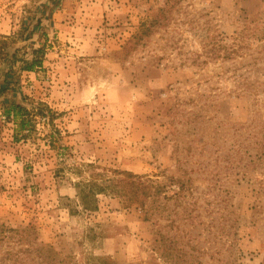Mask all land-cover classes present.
<instances>
[{
    "label": "rangeland",
    "instance_id": "rangeland-1",
    "mask_svg": "<svg viewBox=\"0 0 264 264\" xmlns=\"http://www.w3.org/2000/svg\"><path fill=\"white\" fill-rule=\"evenodd\" d=\"M106 256L264 264V0H0V264Z\"/></svg>",
    "mask_w": 264,
    "mask_h": 264
},
{
    "label": "trees",
    "instance_id": "trees-1",
    "mask_svg": "<svg viewBox=\"0 0 264 264\" xmlns=\"http://www.w3.org/2000/svg\"><path fill=\"white\" fill-rule=\"evenodd\" d=\"M33 61H25L24 68L32 69ZM12 110L16 117L18 118L17 126L19 130L27 127L31 124V117L33 113H30L29 109H26L21 104L12 105ZM36 112H43L42 107H36ZM117 173H122L123 176H113L109 179H102L101 181L91 178L86 182L77 183L78 187V198L79 205L84 210H93L98 207L97 205V194L105 193L110 191L111 193H116L118 195H123L124 197L135 200L138 204L145 207V200L147 198H152L159 192L160 188L158 185L153 183L150 178H143L139 174L132 173L130 171H116ZM152 213V206H149L145 213ZM147 217V216H146ZM149 217V216H148ZM100 264H111V257L106 256L101 258Z\"/></svg>",
    "mask_w": 264,
    "mask_h": 264
}]
</instances>
